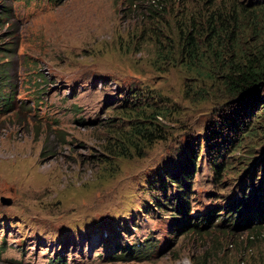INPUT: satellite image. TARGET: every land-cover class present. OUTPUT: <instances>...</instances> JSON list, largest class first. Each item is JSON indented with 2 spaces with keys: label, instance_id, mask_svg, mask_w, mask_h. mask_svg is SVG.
I'll use <instances>...</instances> for the list:
<instances>
[{
  "label": "rangeland",
  "instance_id": "obj_1",
  "mask_svg": "<svg viewBox=\"0 0 264 264\" xmlns=\"http://www.w3.org/2000/svg\"><path fill=\"white\" fill-rule=\"evenodd\" d=\"M5 8L0 264H264V222L254 228L243 223L248 211L230 219L225 210L242 185L250 191L246 171L255 166L261 179L264 126L231 156L222 150L218 182L198 150L188 210L191 222L207 219L198 229L174 223L186 218L176 198L165 215L153 200L192 144L215 129L238 140L234 126L220 128L232 114L222 72L208 59L191 71L184 42L192 36L205 54L212 43L226 59L257 50L264 0H0ZM155 111L163 137L148 142L134 120ZM147 239L148 256L119 258L117 244Z\"/></svg>",
  "mask_w": 264,
  "mask_h": 264
},
{
  "label": "trees",
  "instance_id": "obj_2",
  "mask_svg": "<svg viewBox=\"0 0 264 264\" xmlns=\"http://www.w3.org/2000/svg\"><path fill=\"white\" fill-rule=\"evenodd\" d=\"M2 7H5V5H2ZM8 15L9 10L7 8L0 9V21L7 18ZM212 37H215V35ZM184 43L185 53L189 56L187 58L189 63H191L190 65H192L190 68L191 71L196 70L194 67L197 68L198 63L207 61L208 59L209 61L214 60L217 65L216 67L222 72L224 85L228 89V95L231 97V99L225 103V106L229 105L232 107V114L229 115L227 121H224L220 125V128L223 127L229 130V127L234 126L230 130L238 136V140L235 141L236 137L226 138L225 133L220 134L221 132L218 129H215V134L212 136L219 134L221 137L218 136V138H221V140H213L214 137H207L208 135L205 136L203 142L201 143V147H197L192 144L188 148L185 153L184 160L180 161V165L176 166L177 168L175 171H167L165 174H161L159 187L160 191H162L164 195H162L163 198L153 195V200H156L155 202H159L157 203L158 209H160L165 215V213H169L172 209L171 207H166L165 204H173L172 201L176 198L179 206L175 208L174 211H182V213H185L186 218L180 219L174 217V223L181 222L182 228L186 227L185 229H182L186 233L198 229L199 223L203 224V220H207L201 219L200 221L196 220L191 222L189 221L190 218L188 212L190 207V193L193 175L196 168L201 167L204 154L206 163L210 162L209 167L213 170V173L217 175L213 176V179L215 182H218V180L222 178L223 171L226 170L224 169L225 161L217 163L214 160H218L219 157H223L222 150H229L231 156L241 146L245 138L258 136L260 130L263 129L264 110H261V108L264 109V95L261 96L260 93L264 94V43L255 51L235 53V55L233 53L229 54L230 59H226L224 57L225 52L219 48L216 49L212 43L209 44L207 49L214 55V59L211 57L212 54L200 52L202 45H199V43L194 40L192 36H190ZM9 76H11V73L9 72V68H7L4 70L3 74L0 75V81L8 80ZM10 101L11 98H9L8 103L6 104L8 107L12 105ZM242 110L245 117H240V120L239 115ZM130 113L131 110H127L128 117H131ZM159 114V111H155L150 115H144V113H142L141 115L143 116L134 120L133 129L148 142H153L156 139L163 137L161 134V127L157 122ZM255 117L257 120H255ZM127 119L133 120V118ZM254 121L255 123H253ZM135 146L137 147V145ZM202 148L204 149V154L202 153L199 155L198 150H201ZM216 152L218 155L214 156V153ZM197 156L200 158L199 162L197 161ZM262 161L263 166L260 173L261 179L259 180L258 178H254L256 169L255 166L246 171L247 176L251 178V186L250 189H248L250 191H245V187L246 185H249V183L242 185L239 189V196L235 197L233 200L229 199L226 207L230 209L225 208V210H230V219H235V213L238 214L237 218H240L245 210L248 211L246 222H243L241 219L240 221L248 225L254 224V228L262 227L261 224L264 222V210H261L259 206H256V204H260V200L264 201V157ZM254 179L258 180V182H254ZM171 182H174L175 184H172ZM169 189H175L170 196L167 195ZM147 214H151V212L147 211ZM172 214L173 213H170L169 215ZM212 214H214V212H212ZM212 214L209 215L210 220L212 218ZM225 219V215L220 216L221 221H225ZM243 223H238L235 227H237V225H243ZM216 226H219V224ZM117 245L118 248H120L119 258L134 260L148 256V252L151 250L154 243L147 239L144 241V244H132L130 249L123 247L120 244ZM65 262V259L58 257L53 259L52 263L66 264Z\"/></svg>",
  "mask_w": 264,
  "mask_h": 264
},
{
  "label": "water",
  "instance_id": "obj_3",
  "mask_svg": "<svg viewBox=\"0 0 264 264\" xmlns=\"http://www.w3.org/2000/svg\"><path fill=\"white\" fill-rule=\"evenodd\" d=\"M6 204H10V201H8V203H6Z\"/></svg>",
  "mask_w": 264,
  "mask_h": 264
},
{
  "label": "bare ground",
  "instance_id": "obj_4",
  "mask_svg": "<svg viewBox=\"0 0 264 264\" xmlns=\"http://www.w3.org/2000/svg\"><path fill=\"white\" fill-rule=\"evenodd\" d=\"M5 97V96H4Z\"/></svg>",
  "mask_w": 264,
  "mask_h": 264
}]
</instances>
